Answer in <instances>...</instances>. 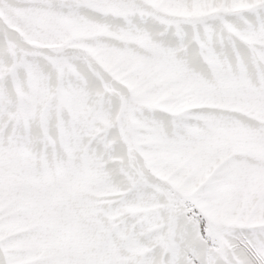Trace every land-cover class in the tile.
Segmentation results:
<instances>
[{"label":"snow or ice","instance_id":"6c2138e0","mask_svg":"<svg viewBox=\"0 0 264 264\" xmlns=\"http://www.w3.org/2000/svg\"><path fill=\"white\" fill-rule=\"evenodd\" d=\"M0 264H264V0H0Z\"/></svg>","mask_w":264,"mask_h":264}]
</instances>
